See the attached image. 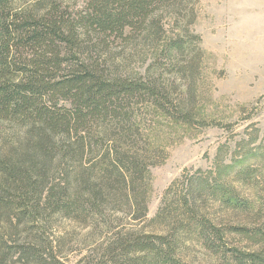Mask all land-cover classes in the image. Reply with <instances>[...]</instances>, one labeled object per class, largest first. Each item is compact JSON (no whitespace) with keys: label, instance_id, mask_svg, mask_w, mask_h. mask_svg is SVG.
Here are the masks:
<instances>
[{"label":"trees","instance_id":"16d2710c","mask_svg":"<svg viewBox=\"0 0 264 264\" xmlns=\"http://www.w3.org/2000/svg\"><path fill=\"white\" fill-rule=\"evenodd\" d=\"M22 1L31 7L15 9ZM199 1L0 0V133L4 123L23 131L10 149L0 143V264H68L60 241L40 227L50 216L96 227L112 226L120 213L148 220L151 168L161 151L151 147L137 116L152 105L192 123L171 84L150 73L159 67L193 79L202 59L201 37L192 30ZM128 51L150 54L147 74L129 73ZM254 156L249 150L244 157ZM258 174L248 166L234 175L258 187L257 204L218 180L196 179L199 188L186 177L175 181L151 223L183 231L118 230L92 264H187L186 234L226 264H264V177ZM178 183L186 191L171 212L165 204ZM203 195L259 222L218 227L197 205ZM228 235L251 247L230 246Z\"/></svg>","mask_w":264,"mask_h":264},{"label":"rangeland","instance_id":"374dc122","mask_svg":"<svg viewBox=\"0 0 264 264\" xmlns=\"http://www.w3.org/2000/svg\"><path fill=\"white\" fill-rule=\"evenodd\" d=\"M31 4L22 1L14 8L27 9ZM196 15L192 30L201 37L202 59L193 79L184 81L159 67L150 73L156 78L161 75L171 84L181 109L194 117L192 123L175 121L152 105H145L137 116L151 147L161 151L158 164L151 168L148 220L139 223L130 214L120 213L116 215L120 220L112 226L96 227L62 215L47 217L48 222L40 227H46L60 241L68 264L99 260L109 237L118 230L157 234L183 231V227H164L162 221L154 224L151 220L163 205L167 190L185 177L197 181L195 188L200 184L196 179L208 178L212 184L218 180L235 188L240 199L258 203V187L236 182L234 175L236 170L251 166L258 170L260 179L264 177V0H200ZM123 57L129 73L147 74L150 54L128 51ZM1 129L0 143L5 150L13 147L14 139L23 132L7 123ZM249 150L256 156L245 158ZM225 166L235 168L222 171ZM175 188L165 204L171 212H176L186 191L182 183ZM197 202L204 209L202 213L223 229L245 225L254 228L259 222L254 214L227 209L207 195ZM227 242L230 246L251 247L236 235H228ZM181 250L187 264H226L221 256L205 249L194 234L185 235Z\"/></svg>","mask_w":264,"mask_h":264}]
</instances>
